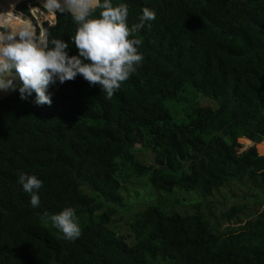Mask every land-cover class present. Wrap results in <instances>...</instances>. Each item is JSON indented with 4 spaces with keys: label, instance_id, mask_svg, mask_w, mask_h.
<instances>
[{
    "label": "trees",
    "instance_id": "1",
    "mask_svg": "<svg viewBox=\"0 0 264 264\" xmlns=\"http://www.w3.org/2000/svg\"><path fill=\"white\" fill-rule=\"evenodd\" d=\"M17 1L0 0V12ZM111 2L127 5L129 27L145 7L156 19L134 34L143 61L110 100L79 75L49 85L51 106L34 104L35 93L22 101L18 89L0 100V264H264V0ZM16 10L28 15L24 4ZM44 27L78 55L70 14ZM186 89L215 104L180 118L170 108ZM137 150L151 151L149 166ZM21 173L43 182L36 208ZM133 176L202 198L240 182L257 193L256 209L220 230L197 205L179 213L150 204L132 219L129 243L110 224ZM65 208L81 228L74 242L40 220Z\"/></svg>",
    "mask_w": 264,
    "mask_h": 264
},
{
    "label": "clouds",
    "instance_id": "2",
    "mask_svg": "<svg viewBox=\"0 0 264 264\" xmlns=\"http://www.w3.org/2000/svg\"><path fill=\"white\" fill-rule=\"evenodd\" d=\"M42 9L46 18L70 14L77 25L71 40L78 55L69 56V45L63 40H49L48 28L41 23H37V36L32 22L22 13L16 14L15 4L9 11L0 12V90L18 89L22 101L35 93L33 102L40 106L52 104L47 92L50 84L57 80L63 84L77 75L91 86L98 85L110 100L143 61L138 52L142 41L134 34L156 19L155 12L145 7L139 22L129 27L127 5L113 6L111 0H43ZM98 9L99 15L94 16ZM39 10L40 7L29 9ZM18 183L30 195L32 207H38L43 182L35 175L21 173ZM40 220L50 223L66 241L74 242L81 236L72 208L51 215L45 212Z\"/></svg>",
    "mask_w": 264,
    "mask_h": 264
},
{
    "label": "rangeland",
    "instance_id": "3",
    "mask_svg": "<svg viewBox=\"0 0 264 264\" xmlns=\"http://www.w3.org/2000/svg\"><path fill=\"white\" fill-rule=\"evenodd\" d=\"M39 1L43 3V0ZM182 96L183 102H179L170 108L171 112L173 114L178 113L180 118L184 117L196 105L213 106L215 104L211 99H202L192 89H186ZM258 152L264 155V148H259ZM135 155L138 161H143L146 166L152 163L150 150H137L135 151ZM254 194L257 193L250 191L246 185L240 182H234L229 186L222 187L220 190L214 192L210 198H202L195 191L187 192L178 188H175L171 194H167L165 192L154 191L146 176L137 178L133 176L121 186L123 206L116 207V214L111 220L110 228L126 236L127 242H133L129 226L132 219L142 212L145 206L153 204L170 209L174 207L179 213H191L194 206L197 205L201 213L209 214L211 212L214 217L211 223L216 225L220 230H223L238 219L242 222L247 214L253 215V210L256 207L253 206V199L251 198H253ZM258 195H263V193L260 192ZM244 203H246L247 208L243 214L236 217L237 219L228 221L221 217L222 213L231 206Z\"/></svg>",
    "mask_w": 264,
    "mask_h": 264
},
{
    "label": "built area",
    "instance_id": "4",
    "mask_svg": "<svg viewBox=\"0 0 264 264\" xmlns=\"http://www.w3.org/2000/svg\"><path fill=\"white\" fill-rule=\"evenodd\" d=\"M24 4L25 8L27 9L28 15L16 10L18 5ZM40 7L39 11H32L30 12L29 9L30 8H37ZM43 9H42V3L39 0H18L15 3V12L16 14H23V16H25L28 20H30L36 27V35L39 36V26L37 25V23H41L50 27L53 26L55 24V17L51 18L50 16L46 18V16L43 13Z\"/></svg>",
    "mask_w": 264,
    "mask_h": 264
},
{
    "label": "water",
    "instance_id": "5",
    "mask_svg": "<svg viewBox=\"0 0 264 264\" xmlns=\"http://www.w3.org/2000/svg\"><path fill=\"white\" fill-rule=\"evenodd\" d=\"M23 17L26 18L25 16ZM11 91H12L11 89H9L8 91L0 90V100L7 97L11 93Z\"/></svg>",
    "mask_w": 264,
    "mask_h": 264
}]
</instances>
